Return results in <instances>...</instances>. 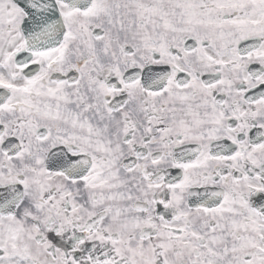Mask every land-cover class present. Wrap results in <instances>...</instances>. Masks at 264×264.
Returning <instances> with one entry per match:
<instances>
[{
    "label": "snow or ice",
    "instance_id": "obj_1",
    "mask_svg": "<svg viewBox=\"0 0 264 264\" xmlns=\"http://www.w3.org/2000/svg\"><path fill=\"white\" fill-rule=\"evenodd\" d=\"M0 264H264V0H0Z\"/></svg>",
    "mask_w": 264,
    "mask_h": 264
}]
</instances>
